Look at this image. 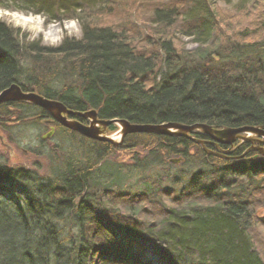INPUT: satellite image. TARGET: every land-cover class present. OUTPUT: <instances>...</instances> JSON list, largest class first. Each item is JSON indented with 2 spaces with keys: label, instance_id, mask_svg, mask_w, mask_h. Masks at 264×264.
I'll return each instance as SVG.
<instances>
[{
  "label": "trees",
  "instance_id": "obj_1",
  "mask_svg": "<svg viewBox=\"0 0 264 264\" xmlns=\"http://www.w3.org/2000/svg\"><path fill=\"white\" fill-rule=\"evenodd\" d=\"M222 1L0 0L3 9L81 26L79 38L65 35L50 46L0 20V91L17 83L73 110L131 123L262 124L264 0ZM182 36L197 46L186 49ZM26 124L45 132L53 126L60 143L31 148L50 159L43 175L0 156V186L13 194L0 193V264H88L91 255L98 264H154L122 248L111 252L115 234L87 202L160 247L170 264H264V157L214 159L190 139L153 133L127 134L115 146L63 127L33 104H0V131L16 148L12 133ZM46 141L41 134L39 143ZM67 142L74 151L65 150ZM122 154L135 166L195 157L208 170L179 192H122L114 187L121 164L118 180L109 173V182L100 179L107 160Z\"/></svg>",
  "mask_w": 264,
  "mask_h": 264
},
{
  "label": "rangeland",
  "instance_id": "obj_2",
  "mask_svg": "<svg viewBox=\"0 0 264 264\" xmlns=\"http://www.w3.org/2000/svg\"><path fill=\"white\" fill-rule=\"evenodd\" d=\"M214 4L224 7L222 0H214ZM0 20L12 25L15 28H19L20 32L26 33L28 39H40L45 45L55 46L60 43L61 39L67 36H74L79 38L81 36L80 23L75 19L64 20L61 22H45L42 15L33 13H25L17 10H7L0 7ZM181 41L184 42L186 49H193L197 44L189 37H181ZM21 129V130H20ZM19 129V134L15 136L12 133V138L18 140L19 146L11 144L6 135L5 141L11 146V149L4 146H0V156L5 159L8 157L12 164H22L24 167L29 168L37 172L38 175L45 174V170L50 162V159L45 154H36L32 152L31 148L34 146L42 145L47 150H52L55 143L59 144L60 141L57 137H54V131L50 137L44 138L47 141L44 144L39 143L40 135L47 133L45 130L39 128L35 124H26ZM15 131V130H14ZM109 134L113 131H108ZM65 150H73L76 147L75 143L67 142L66 145H62ZM45 151V153L47 152ZM191 150V153H193ZM52 154V152H51ZM192 155V154H191ZM103 165V176L100 175V179L106 183L110 181L112 176L109 174H115V178L118 180L115 165H122L121 178L118 184L114 186L116 189L122 192L136 193L143 190L146 186L161 187L162 189H174L179 192L183 188L188 179L199 170H208V167L203 162L199 161L195 157H190L186 161H179L178 163L166 162L164 164L158 163V158L147 166L134 165L135 160L127 159L126 154L118 157L117 160L109 159ZM53 155L51 156V165L55 163ZM138 163V162H137ZM114 164V165H113ZM37 168V169H35ZM109 173V174H108ZM1 185L8 187L12 191L20 192L23 185L18 183L10 184L6 181H1ZM0 193L12 196L11 192L0 186ZM90 211L100 219L102 224L108 228H111L115 234V239L112 241L109 249L114 252L117 248H122L130 252H134L142 260H151L154 264H170L160 247L154 246L151 243L144 242L132 233L117 226L113 221L104 215L100 209L92 202L86 203ZM88 264H98L97 255H91L89 257Z\"/></svg>",
  "mask_w": 264,
  "mask_h": 264
},
{
  "label": "water",
  "instance_id": "obj_3",
  "mask_svg": "<svg viewBox=\"0 0 264 264\" xmlns=\"http://www.w3.org/2000/svg\"><path fill=\"white\" fill-rule=\"evenodd\" d=\"M7 102H27L42 108L52 120L70 129L78 134L97 141L109 142L115 146L123 142L124 137L131 133H153L166 136L185 137L200 145L207 153L211 151L205 147L206 141L194 137L193 134H205L216 138L221 142L223 137L236 138L238 134L244 133L247 136L258 134L264 135V130L256 126H240L237 128H221L216 129L205 123L183 124L178 122L164 123H131L126 119L112 118L100 119L94 109L78 111L68 108L63 102L44 97L35 91H25L17 83H12L8 87L0 91V104ZM115 125L117 128L113 133L109 134V126ZM54 128L50 127L49 131L42 135V138H48L53 133ZM239 136V135H238ZM245 138V137H243ZM247 139L249 137H246ZM0 146L11 149V146L5 141L4 136L0 132ZM264 155V151L260 150ZM180 158H171L170 162L178 163Z\"/></svg>",
  "mask_w": 264,
  "mask_h": 264
},
{
  "label": "flooded vegetation",
  "instance_id": "obj_4",
  "mask_svg": "<svg viewBox=\"0 0 264 264\" xmlns=\"http://www.w3.org/2000/svg\"><path fill=\"white\" fill-rule=\"evenodd\" d=\"M240 126H245V125H240ZM240 126H235V127L215 126L214 128L216 129L237 128ZM248 126H253V125H248ZM256 127H259L264 130V123L259 124ZM238 135L236 136V138L233 139H230V137H223L222 139L224 141L229 140V142H221L214 137L197 133V136L200 139L206 141L205 147L211 151L209 155L212 156L214 159L221 158L229 162L236 163L243 161L248 162L251 160L252 161L260 160L261 158L264 157V155L260 153V150L264 151V135L253 134L247 136V134L244 133ZM246 137L249 138L247 139Z\"/></svg>",
  "mask_w": 264,
  "mask_h": 264
}]
</instances>
